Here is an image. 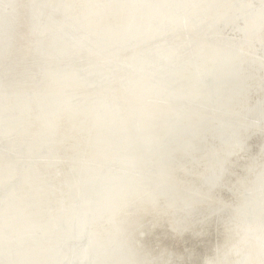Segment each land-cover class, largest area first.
<instances>
[{
  "label": "clouds",
  "instance_id": "clouds-1",
  "mask_svg": "<svg viewBox=\"0 0 264 264\" xmlns=\"http://www.w3.org/2000/svg\"><path fill=\"white\" fill-rule=\"evenodd\" d=\"M0 264H264V0H0Z\"/></svg>",
  "mask_w": 264,
  "mask_h": 264
}]
</instances>
